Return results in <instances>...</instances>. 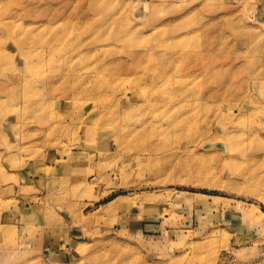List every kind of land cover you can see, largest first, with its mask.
Masks as SVG:
<instances>
[{
	"label": "rangeland",
	"instance_id": "1",
	"mask_svg": "<svg viewBox=\"0 0 264 264\" xmlns=\"http://www.w3.org/2000/svg\"><path fill=\"white\" fill-rule=\"evenodd\" d=\"M259 208L264 0H0V264H264Z\"/></svg>",
	"mask_w": 264,
	"mask_h": 264
},
{
	"label": "bare ground",
	"instance_id": "2",
	"mask_svg": "<svg viewBox=\"0 0 264 264\" xmlns=\"http://www.w3.org/2000/svg\"><path fill=\"white\" fill-rule=\"evenodd\" d=\"M123 70V68H121ZM102 77V76H101ZM100 76H98V73L96 75H87V76H84L85 80L87 81V85H82L81 88L83 90V92H86V93H89V94H92V93H95V92H99L101 91L100 88L102 87L103 83L108 81L105 77L104 78H101ZM61 81H63V78H60ZM78 80V83L80 84L81 82H84V80L82 79ZM106 80V81H105ZM85 81V82H86ZM260 214L264 217V211H262L260 208L258 209Z\"/></svg>",
	"mask_w": 264,
	"mask_h": 264
}]
</instances>
